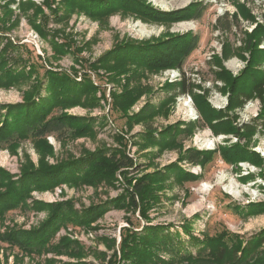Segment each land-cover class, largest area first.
<instances>
[{
  "label": "rangeland",
  "instance_id": "rangeland-1",
  "mask_svg": "<svg viewBox=\"0 0 264 264\" xmlns=\"http://www.w3.org/2000/svg\"><path fill=\"white\" fill-rule=\"evenodd\" d=\"M144 1L160 11H176L174 15L183 17L170 20V15L164 14L161 18H145L118 9L107 17L93 18L82 10L70 9L73 8L69 7L71 4H64L61 0H0V105L21 101L24 91L45 69H74L78 72V80L80 74L87 70L91 79L100 85L97 94L100 95V91L104 94L101 105L94 109L78 106L65 110L57 108L51 112L58 114L66 111L93 116L95 134L73 138L66 136V133L60 137L50 134L48 137L53 143L50 139L47 141L51 142L52 154L45 157L46 161L53 164L70 155L78 157L85 150L102 146H121L134 161L133 166L126 167L128 173L125 177L120 171L124 168L116 172L113 184L105 181L78 185L62 182L48 190L30 192V197L33 193L34 197L48 202L69 200L79 211L110 201L107 209L88 225L68 222L59 227L53 238V241H57L61 236H68L77 240L86 253L83 260L89 264H193L184 255L194 254L200 249L204 232L212 235L227 229L247 239L264 228V212L252 214L245 208L249 202L264 201V161L256 164L240 159L233 164L225 162L220 154L222 146L239 144L250 151L259 152L264 159V127L260 126L248 137H238L234 133L216 135L204 122L200 109V105L213 113L226 109L230 90L226 76H230L228 80L231 81L243 71L245 78L256 76L264 70V0ZM188 9H196L199 14L188 18L192 13ZM135 23L139 25L135 27ZM184 34L197 40L190 52L184 55L181 67H167L141 76L138 82L148 87V91L141 94L127 112L134 114L146 103L162 101L172 93H168L162 84L180 79L183 72L193 84L192 93L175 96L174 101L166 106L167 114L154 115L148 124L160 130L176 121H191L196 124L193 134L178 136L182 142L181 152L187 147L214 152L204 166L181 161L184 169L198 174L195 180H185L182 184L165 181L160 188L150 183V192H154L153 197L156 198L149 200V218L146 219L140 212V204L133 206L128 198L124 201L121 198L131 192L135 178L175 161L179 150L164 149L157 154L154 146L146 144L141 138L145 131L144 122L130 125L126 117L112 107L111 92L122 91L124 77L121 76L119 82L108 80L102 69H98L97 74L95 70L88 69L85 61H93L124 38L155 41ZM174 42L171 48L184 49L186 46L181 39ZM19 72L25 75L20 76ZM12 74L17 75L14 81ZM41 93L44 95L45 90ZM193 94L197 98L194 99ZM184 101L189 102V107L183 106ZM263 106L264 99L262 101L254 96L242 107L228 110L229 117L233 119V125L239 126L258 114ZM0 113L2 117L6 110L0 109ZM35 153L30 138L19 140L15 151L7 142H1L0 168L17 178L27 157L34 162ZM129 178L131 182L126 180ZM230 190L238 195H232ZM32 203L33 200L29 204L27 202L26 207L9 210L5 220H0V232L14 225L29 229L32 224L41 222L47 212L32 209ZM154 224L165 225L160 230L164 231V240L173 246H161L154 250L155 259L152 261L123 258L120 244L126 229L133 227L136 232L145 225ZM126 239L130 242V235ZM137 239L140 238L134 236L132 242ZM151 245L153 247L154 244ZM262 248L259 255H264ZM16 253L17 248H10L0 241L1 260L7 255L8 264H12ZM113 253H116V258L112 257ZM51 255L46 254L48 257ZM110 258L115 259L110 262ZM43 259L44 256L36 257L34 261L42 262ZM29 263L25 256L22 264ZM258 264H264V260Z\"/></svg>",
  "mask_w": 264,
  "mask_h": 264
},
{
  "label": "trees",
  "instance_id": "trees-1",
  "mask_svg": "<svg viewBox=\"0 0 264 264\" xmlns=\"http://www.w3.org/2000/svg\"><path fill=\"white\" fill-rule=\"evenodd\" d=\"M61 1L64 4H71L69 7L73 8L70 9L82 10L93 18L107 17L109 13L118 9L145 18H161L170 15V20H176L183 17L179 14L174 15L176 11H160L144 0H70L69 3L68 0ZM188 10L192 12L191 15H187L188 18L199 14L196 9ZM37 29L43 33L41 28L37 27ZM178 39L185 43L184 49L170 47ZM196 40L194 36L189 37L187 34L180 37L170 35L166 38L155 39V41L124 38L93 61H85L88 69L95 70L97 74L98 69H102L108 80L119 82L121 76L124 77L125 83L122 91L111 92L112 107L119 110L130 125L133 122H144L145 131L141 134V138L146 144L154 146L157 154L164 149L178 148L179 150L175 161L162 168L156 167L153 171L135 178L131 192L121 198L123 201L128 198L133 206L140 204V212L146 219L149 218L147 214L149 200L156 198L153 197L154 192H150L149 184H156L160 188L165 181L172 180L182 184L185 180L197 179L198 174L184 169L181 161L185 160L190 164L204 166L211 159L214 151L187 147L181 152L182 142L178 136L193 134L196 124L191 121H176L160 130L148 124L149 119L154 115L167 114L166 106L174 101L175 96L192 93L193 84L183 72L180 79L162 84L168 93L172 92L162 101L156 104L146 103L134 114H129L127 110L141 94L148 91V87L138 82L140 77L146 75V72H158L167 67H181L184 55L190 52ZM20 74L25 75L19 72ZM77 74V70L74 69L73 71L45 69L31 87L24 91L21 101L0 105V109L6 110L5 115L0 117V143L7 142L11 150L15 151L19 140L30 138L38 154L36 163L29 157L26 158L17 178H13L14 175L0 168V220L4 219L9 210L26 207V200L30 197L32 190H48L62 182L78 185L105 181L113 184L116 180L115 174L120 168H124L120 171L125 177L128 173L126 167L134 165V161L121 146H102L90 151L85 150L78 157L70 155L53 164L46 161L45 157L52 154V146L46 139L48 135L56 134L60 137L66 133V136L73 138L95 134L93 125L95 117L93 116L76 115L66 111L51 114L57 108L65 110L74 106H82L92 109L101 105V98L104 94L101 91L100 95L97 94L100 85L91 79L87 70L80 74L79 80ZM12 77L14 81L17 75L12 74ZM228 77L230 76L225 77L230 88L226 109L213 113L211 109L200 105L201 113L204 122L213 134L234 133L238 137H248L260 126L264 127V106L258 114L239 126L233 125L234 121L229 117L228 110L242 107L254 96L263 101L264 70L259 71L256 76L250 75L245 78L243 71L234 76L231 81ZM250 77L251 80H249ZM131 81L132 84H130ZM244 83L247 84L243 86ZM43 89L45 90L44 95L41 93ZM193 98H197L195 94ZM156 132H158L157 135H155ZM220 149L221 157L227 163L235 164L240 159H247L256 164L264 161L259 152L250 151L239 144L230 147L222 146ZM127 176L131 177V175ZM126 180L131 182L130 178ZM109 202L91 205L79 211L69 200L51 203L34 200L31 207L46 210V217L29 229L15 225L7 227L0 232V241L10 248L18 249L12 264H22L25 256L30 260L29 264H89L90 262L83 260L86 253L77 240L68 236H61L57 241H53V238L59 227L68 222L88 225L107 209ZM245 208L252 214L264 212V201L249 202ZM164 226L163 224L145 225L136 232L133 227L127 228L126 235L120 244L123 258L140 260V262L141 258L145 261H152L155 259L154 250H158L161 246L171 248L173 244L164 240V231L160 230L165 228ZM187 228L189 232V227ZM128 235H130V242L126 239ZM204 235L200 249L194 254L184 255V258L193 264H258L259 261L264 260V255L258 254L264 243V228L256 231L247 239L227 229H222L212 235L204 232ZM134 236L140 239L133 243ZM150 238L155 240L151 241ZM151 244H154L153 247ZM262 250L264 251V247ZM48 253L52 255L46 256ZM60 255L73 260L55 258ZM41 256H44L42 262L34 261L36 257ZM112 257L116 258V253H113ZM115 258H110V262H113ZM7 260L8 256L4 255L3 260L0 259V264H8Z\"/></svg>",
  "mask_w": 264,
  "mask_h": 264
},
{
  "label": "crops",
  "instance_id": "crops-1",
  "mask_svg": "<svg viewBox=\"0 0 264 264\" xmlns=\"http://www.w3.org/2000/svg\"><path fill=\"white\" fill-rule=\"evenodd\" d=\"M74 107H78V106H74ZM79 107H82V106H79ZM83 108V107H82ZM95 108V107H94ZM94 108H92V109H94ZM89 109V108H88ZM71 114H73V113H71ZM76 115H78V114H76ZM52 135V134H51ZM48 136H50V135H48ZM47 136V137H48ZM46 137V139H50L51 140V138H47ZM50 142V141H49ZM51 142L53 143V141L51 140ZM50 142V143H51ZM37 159H38V154L37 153H35V160H34V162H37ZM32 191H34V190H32ZM34 201V200H39V201H43V202H48V201H45V200H42V199H39L37 196L36 197H34L33 196V193H32V197H29V199H27V201L26 202H28V204L31 202V201ZM51 202H54L53 200H51L50 202H48V203H51ZM32 208V207H31ZM33 209V208H32ZM3 220H5V217H4V219ZM34 225H36V224H32L31 226H29V228L30 227H32V226H34ZM23 228V227H22ZM64 257V255H60V256H55V258H58V259H62V260H69V258L67 257V258H63ZM3 260V259H2ZM70 260H73V259H70Z\"/></svg>",
  "mask_w": 264,
  "mask_h": 264
},
{
  "label": "bare ground",
  "instance_id": "bare-ground-1",
  "mask_svg": "<svg viewBox=\"0 0 264 264\" xmlns=\"http://www.w3.org/2000/svg\"><path fill=\"white\" fill-rule=\"evenodd\" d=\"M134 25H136L135 27H137V25H139L138 23H135ZM189 105V102H187V101H184L183 102V106H188ZM189 107V106H188ZM189 111V110H188ZM205 146L206 147H210L208 144H205ZM232 195L234 194V195H238V193L236 192V191H233V190H230L229 191Z\"/></svg>",
  "mask_w": 264,
  "mask_h": 264
},
{
  "label": "built area",
  "instance_id": "built-area-1",
  "mask_svg": "<svg viewBox=\"0 0 264 264\" xmlns=\"http://www.w3.org/2000/svg\"><path fill=\"white\" fill-rule=\"evenodd\" d=\"M60 190L58 189L57 192H59Z\"/></svg>",
  "mask_w": 264,
  "mask_h": 264
}]
</instances>
